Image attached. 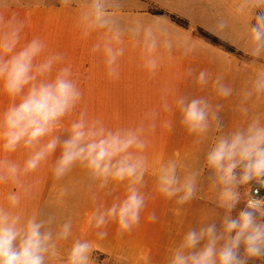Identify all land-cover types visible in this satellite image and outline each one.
<instances>
[{
  "label": "crops",
  "instance_id": "1",
  "mask_svg": "<svg viewBox=\"0 0 264 264\" xmlns=\"http://www.w3.org/2000/svg\"><path fill=\"white\" fill-rule=\"evenodd\" d=\"M88 3L89 0H72L70 4H63L62 0H0V35L8 31L10 23L20 27L17 52L31 40L39 39L44 48L34 61L36 65L59 57L51 72L38 76L33 83L51 81L60 70L68 68L69 78L82 94L76 106L41 140V145L53 138L63 142L70 135L72 124L81 119L90 127L112 132L144 129L141 139L146 147L131 150L139 152L147 162V171L138 185L145 198L139 223L122 235L118 234L115 221L95 228L93 213L120 203L127 195L128 181L109 179L101 187V181L79 162L56 179L53 169L61 155L60 146L35 171L21 174L16 181L0 183V206L20 215L22 223L31 217L51 218L54 236L61 225L71 223L70 236L56 241V256L49 258L47 264H65L77 240L90 242L91 254L122 258L119 260L124 264H158L162 255L172 254L186 232L215 221L212 216L216 215L217 192L210 183L211 170L206 168L205 156L217 136L245 128L257 115L264 124V96L244 98L257 73L264 72V58L254 60L246 54L249 17L237 12V0H114L109 9V25L85 35L81 16ZM153 8L166 14L156 15L151 12ZM260 11L257 9L256 14ZM170 15L187 21L188 26L178 25ZM221 22L225 24L223 28L219 26ZM148 27L158 38L157 49L151 54L143 42V32ZM199 28L235 52L201 38L197 34ZM117 33L118 40L114 38ZM165 40L171 42L170 49L163 46ZM106 46L118 53L122 50L111 66L107 64ZM149 59L157 61L154 70L147 67ZM110 67L114 69L112 75ZM201 70L208 73L204 85L196 82ZM217 79L232 89L231 95L219 94ZM30 86H25L24 93ZM181 98L206 99L213 110L222 105V133L216 132L213 124L206 134H189L180 124L177 101ZM20 99L8 96L0 83V113ZM35 150L23 145L15 152L0 148V161L23 168ZM169 161L177 163L181 179L200 173L197 197L184 205L157 190L158 170ZM12 193L21 198L14 208L8 201ZM152 214L154 221L149 220ZM99 232L107 235L101 239Z\"/></svg>",
  "mask_w": 264,
  "mask_h": 264
},
{
  "label": "clouds",
  "instance_id": "2",
  "mask_svg": "<svg viewBox=\"0 0 264 264\" xmlns=\"http://www.w3.org/2000/svg\"><path fill=\"white\" fill-rule=\"evenodd\" d=\"M71 2L62 0L63 4ZM113 3L114 0H89L88 9L81 16L85 35L109 25V9ZM257 9L261 10L258 15ZM237 12L249 17L245 32V43L249 46L246 54L254 60L264 58V0H237ZM219 26L223 28L224 22ZM20 31V27L10 23L8 31L0 35L2 90L12 98L21 97L19 103L0 113V148L5 152H15L23 145L36 150L24 162L23 168L0 161V183L16 181L21 174L35 171L60 146L61 155L53 169L56 179L62 178L79 162L101 181V187L109 179L128 181L126 197L106 210L98 209L91 220L97 229L115 221L118 234L131 231L139 223L145 206V198L138 185L147 171L146 158L139 152L131 151L146 147L145 140L141 139L144 129L112 132L102 127H90L81 119L72 124L70 135L63 142L53 138L41 145V140L76 106L82 94L69 78L71 73L68 68L60 70L51 81L33 83L38 76L50 73L59 57L34 64L44 44L39 39H33L20 51H15ZM133 31L139 32L138 29ZM114 38L118 40L119 33ZM143 42L149 54L156 51L158 38L151 27L144 29ZM163 46L170 49L171 42L165 40ZM105 51L109 66L115 63L117 55L122 54V50L118 53L108 46ZM147 67L154 70L157 61L149 59ZM113 73L114 69L110 67L109 75ZM207 77L206 70H201L196 82L207 84ZM27 85L31 86L24 93ZM216 86L221 96L231 95L232 89L221 84L219 79ZM254 95L257 98L264 96V72L257 73L251 87L244 92L245 100ZM177 104L181 114L180 124L189 134H206L213 124L215 131L222 133L219 118L222 105L213 110L209 102L202 98H181ZM244 111L247 112V109ZM205 164L211 170L209 180L217 192L216 206L224 210L221 227L217 229L216 223L211 222L186 232L173 250L169 264H247L249 259L264 257V219H261L264 218V198H259V188H264V124H261L259 115L245 128L217 136L206 153ZM199 176L200 173L196 172L181 179L177 174V163L169 161L158 170L157 190L167 199L175 198L178 205H184L197 197ZM253 182L259 187H250ZM242 186L243 194L240 191ZM20 200L16 193L8 196L13 208L20 204ZM241 200L245 202V207L233 218L231 213ZM155 219V214L149 216V220ZM52 223L51 218L36 217L22 223L20 215L0 206V264H47L49 258L56 256V241L67 239L71 234V223L65 222L54 236L50 227ZM98 235L103 239L107 233L99 232ZM92 251L90 242L77 240L69 250L65 264H93Z\"/></svg>",
  "mask_w": 264,
  "mask_h": 264
},
{
  "label": "rangeland",
  "instance_id": "3",
  "mask_svg": "<svg viewBox=\"0 0 264 264\" xmlns=\"http://www.w3.org/2000/svg\"><path fill=\"white\" fill-rule=\"evenodd\" d=\"M253 184H254V182L250 185V187ZM240 191L243 194V191H244L243 186L240 188ZM244 207H245V202L243 200H241V202L237 204L236 208L233 209V211L231 213L232 217L236 218L238 216L239 211L243 210ZM215 209H216V215L212 216V218H215V221H213V219H212L211 222H215L217 229H219L221 227V222H222V217L224 215V210L220 209L218 207H216ZM261 219H264V218H261ZM202 245H203V242H201L200 246H202ZM242 253H243V247H241V254ZM100 254H102V253H100ZM171 255H168V257L171 258ZM168 257L166 255H162V260L158 264H169L170 260L167 259ZM100 258L101 257L98 255V253L91 254V260H92L93 264H96L95 263L96 261H100V264H117V263L124 264V262H122L119 259H116L114 257H110V259H112V261L110 259L108 260V259H103V258L100 259ZM247 264H264V257L249 259L247 261Z\"/></svg>",
  "mask_w": 264,
  "mask_h": 264
},
{
  "label": "trees",
  "instance_id": "4",
  "mask_svg": "<svg viewBox=\"0 0 264 264\" xmlns=\"http://www.w3.org/2000/svg\"><path fill=\"white\" fill-rule=\"evenodd\" d=\"M151 12L156 14V15H164L166 14L163 10L161 9H157V8H153L151 9ZM170 18L175 22L177 23L178 25L182 26V27H187L188 26V23L187 21L177 17V16H174V15H170ZM197 34L205 39L206 41L210 42L211 44L213 45H216V46H219L223 49H225L226 51H229V52H235L234 48L227 45L226 43L222 42L220 39H218L217 37H215L214 35L208 33L207 31L199 28L197 29ZM98 255L101 257L100 259H110V257L108 255H105V254H100L98 253ZM112 261V259H110ZM96 264H100V261H96L95 262ZM119 264V263H117Z\"/></svg>",
  "mask_w": 264,
  "mask_h": 264
},
{
  "label": "built area",
  "instance_id": "5",
  "mask_svg": "<svg viewBox=\"0 0 264 264\" xmlns=\"http://www.w3.org/2000/svg\"><path fill=\"white\" fill-rule=\"evenodd\" d=\"M253 189L258 188L259 186L257 184H253L251 186ZM259 198H264V188H259Z\"/></svg>",
  "mask_w": 264,
  "mask_h": 264
}]
</instances>
